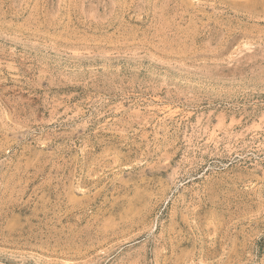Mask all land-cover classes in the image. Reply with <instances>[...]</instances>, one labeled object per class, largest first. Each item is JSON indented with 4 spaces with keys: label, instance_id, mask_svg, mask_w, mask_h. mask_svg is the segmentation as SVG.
Instances as JSON below:
<instances>
[{
    "label": "rangeland",
    "instance_id": "obj_1",
    "mask_svg": "<svg viewBox=\"0 0 264 264\" xmlns=\"http://www.w3.org/2000/svg\"><path fill=\"white\" fill-rule=\"evenodd\" d=\"M0 264H264V0H0Z\"/></svg>",
    "mask_w": 264,
    "mask_h": 264
}]
</instances>
